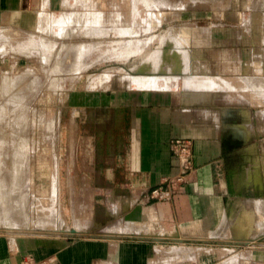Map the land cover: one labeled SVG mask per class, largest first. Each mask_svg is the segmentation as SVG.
I'll return each instance as SVG.
<instances>
[{"label":"crops","instance_id":"0c3cea01","mask_svg":"<svg viewBox=\"0 0 264 264\" xmlns=\"http://www.w3.org/2000/svg\"><path fill=\"white\" fill-rule=\"evenodd\" d=\"M33 1L0 0V31L29 28ZM167 1L181 3L186 18L204 20L205 29L219 27L211 30L214 37L228 34L229 41L195 46L199 55L210 52L189 63L191 80L182 91H154L147 82L141 87L149 93H102L97 104L78 108L64 168L67 193L94 204L87 226L135 225L138 218L145 225L154 218L165 230L152 233L151 225L144 227L150 233L139 227L129 236H0V264H238L233 251L216 247L254 242L231 234L238 218L264 210V0ZM223 50L227 55L220 58ZM222 66L230 71L229 96L215 86ZM174 140L190 144L182 190L167 184L179 174ZM161 185L168 197L152 198ZM251 199L261 204L243 202ZM218 227H230V234ZM253 258L264 264V250Z\"/></svg>","mask_w":264,"mask_h":264},{"label":"rangeland","instance_id":"374dc122","mask_svg":"<svg viewBox=\"0 0 264 264\" xmlns=\"http://www.w3.org/2000/svg\"><path fill=\"white\" fill-rule=\"evenodd\" d=\"M181 8L167 0H34L29 28L0 31V236H129L151 225L152 233L165 230L154 218L145 225L138 218L135 225L87 226L94 204L67 193L64 168L78 108L97 104L102 93H149L141 87L147 82L154 91H182L191 80L189 63L210 52L199 55L195 46L229 41L228 34L214 37L211 30L219 27L205 29L204 20L186 18ZM220 71L215 86L229 96V67ZM237 225L231 235L247 234L254 242L216 248L233 251L238 264H261L253 257L264 250V210L238 218ZM229 228L218 227L222 234Z\"/></svg>","mask_w":264,"mask_h":264},{"label":"built area","instance_id":"2783aa9c","mask_svg":"<svg viewBox=\"0 0 264 264\" xmlns=\"http://www.w3.org/2000/svg\"><path fill=\"white\" fill-rule=\"evenodd\" d=\"M171 148L173 151V156L177 160L179 167V174L173 180L168 181V183H177V189L182 190L185 184V178L190 172L191 169V152L190 144L188 141L184 140H174L171 142ZM167 186L161 185L160 187L154 189L151 192V196L154 199H163L168 197Z\"/></svg>","mask_w":264,"mask_h":264},{"label":"bare ground","instance_id":"6f19581e","mask_svg":"<svg viewBox=\"0 0 264 264\" xmlns=\"http://www.w3.org/2000/svg\"><path fill=\"white\" fill-rule=\"evenodd\" d=\"M138 1V0H137ZM61 19V18H60ZM121 34V33H120ZM177 40V39H176ZM177 41H179V40H177ZM129 44V43H128ZM131 53V52H130ZM164 55V54H163ZM159 58V57H158ZM151 60V59H150ZM155 61V60H154ZM157 62V61H156ZM154 63V62H153ZM148 64H149V61H148ZM151 64V63H150ZM135 79V78H134ZM137 79V78H136ZM151 79V78H150ZM138 80V79H137ZM136 80V81H137ZM146 81H147V79H145ZM155 80V79H154ZM141 81V80H140ZM139 82V81H138ZM138 82H137V84H138ZM143 82V81H142ZM150 82V81H149ZM139 83H141V82H139ZM156 84V83H155ZM142 85H146V87H147V84H142ZM150 86V85H149ZM145 87V86H144ZM9 177V176H8ZM52 201V200H51Z\"/></svg>","mask_w":264,"mask_h":264}]
</instances>
